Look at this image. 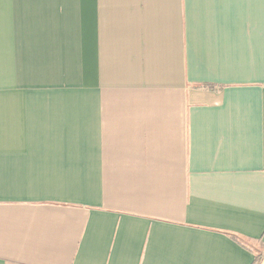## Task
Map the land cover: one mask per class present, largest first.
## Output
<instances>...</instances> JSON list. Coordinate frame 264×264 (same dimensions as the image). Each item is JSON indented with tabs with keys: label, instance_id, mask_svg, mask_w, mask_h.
<instances>
[{
	"label": "crops",
	"instance_id": "obj_1",
	"mask_svg": "<svg viewBox=\"0 0 264 264\" xmlns=\"http://www.w3.org/2000/svg\"><path fill=\"white\" fill-rule=\"evenodd\" d=\"M263 233L264 0H0V264H251Z\"/></svg>",
	"mask_w": 264,
	"mask_h": 264
},
{
	"label": "trees",
	"instance_id": "obj_2",
	"mask_svg": "<svg viewBox=\"0 0 264 264\" xmlns=\"http://www.w3.org/2000/svg\"><path fill=\"white\" fill-rule=\"evenodd\" d=\"M232 238L238 243H240L253 255L251 264H262L264 260V233L262 237L257 241H247V240L239 239L237 237H232Z\"/></svg>",
	"mask_w": 264,
	"mask_h": 264
},
{
	"label": "water",
	"instance_id": "obj_3",
	"mask_svg": "<svg viewBox=\"0 0 264 264\" xmlns=\"http://www.w3.org/2000/svg\"><path fill=\"white\" fill-rule=\"evenodd\" d=\"M262 264H264V260H263Z\"/></svg>",
	"mask_w": 264,
	"mask_h": 264
}]
</instances>
